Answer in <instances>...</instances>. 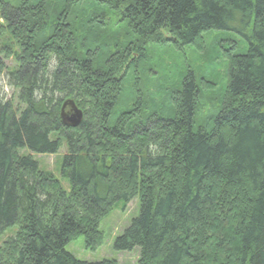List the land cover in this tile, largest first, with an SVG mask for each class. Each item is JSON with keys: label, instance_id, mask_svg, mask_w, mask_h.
Instances as JSON below:
<instances>
[{"label": "trees", "instance_id": "16d2710c", "mask_svg": "<svg viewBox=\"0 0 264 264\" xmlns=\"http://www.w3.org/2000/svg\"><path fill=\"white\" fill-rule=\"evenodd\" d=\"M0 14L24 106L0 98V236L17 228L0 264H115L66 247H101V221L134 199L139 216L113 246L139 250V264H264V0H0ZM213 32L246 41L228 51L222 109L200 123L192 73L168 93L139 80L151 46L202 49ZM64 143L69 190L18 156Z\"/></svg>", "mask_w": 264, "mask_h": 264}, {"label": "rangeland", "instance_id": "374dc122", "mask_svg": "<svg viewBox=\"0 0 264 264\" xmlns=\"http://www.w3.org/2000/svg\"><path fill=\"white\" fill-rule=\"evenodd\" d=\"M0 32L5 31V23L0 14ZM4 35V36H3ZM0 37V58L3 60L5 69L0 79V98L5 102H10L16 115H20L24 106L18 100V90L8 84L7 74L16 69V61L12 56H8L7 50L4 53V46L9 45L8 36L3 34ZM245 40L240 34L234 32H213L207 34L202 40V49L192 47L183 51H176L170 45L158 47L151 46L148 57L150 61L146 65L147 77H141L139 84L148 89H164L171 92L175 84H181L182 78L187 73H192L199 88V96L196 101V110L200 123L207 121L209 115L222 109L220 102L225 96V64L228 58V51L240 53L245 48ZM246 41V40H245ZM132 84V83H130ZM171 84V86H170ZM151 94L153 93L150 92ZM127 94L124 92L122 96ZM166 94H163L165 98ZM151 97V96H150ZM148 104L150 98L147 97ZM67 101L61 106V118L64 123L73 124L70 121L74 112L67 105ZM171 114L172 112H167ZM64 143L60 152L56 155H34L27 150H19L18 156H31L38 163L39 168L48 173H52L61 185L69 190L68 184L60 176V168L63 156L66 153ZM139 200L134 199L129 204L117 203L111 213L100 223V232L103 237V244L96 250L87 247L83 236L76 237L66 247L68 253L76 259L84 262H100L108 260L115 264H139V250L132 252H118L114 249V241L121 236L131 221L139 216ZM17 228L13 227L0 236V247L13 237Z\"/></svg>", "mask_w": 264, "mask_h": 264}, {"label": "water", "instance_id": "95a60500", "mask_svg": "<svg viewBox=\"0 0 264 264\" xmlns=\"http://www.w3.org/2000/svg\"><path fill=\"white\" fill-rule=\"evenodd\" d=\"M67 105H68V106L73 110V112H74V114H73V116H72V118H71L70 121H73V122H71V123H73V125H76V124L78 123V121L81 119V115H80V113L77 111V109L75 108L74 103H73L72 101L67 102L66 105H65V107H66Z\"/></svg>", "mask_w": 264, "mask_h": 264}]
</instances>
